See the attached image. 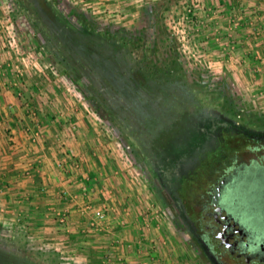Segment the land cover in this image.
Listing matches in <instances>:
<instances>
[{
  "label": "rangeland",
  "instance_id": "374dc122",
  "mask_svg": "<svg viewBox=\"0 0 264 264\" xmlns=\"http://www.w3.org/2000/svg\"><path fill=\"white\" fill-rule=\"evenodd\" d=\"M46 1L42 9L36 0H0V45L16 60L1 67L0 92L17 89V106L36 128L31 139L44 137L46 116L59 130L53 149L63 147L74 169L82 173L84 155L96 177L112 178L111 199L92 192L91 201L105 203L111 219L77 226L70 201L52 207L46 226L38 212H4L16 219H0V264H213L185 219L199 229L222 175L252 159L264 165V0ZM201 113L209 126L194 125ZM216 121L235 132L190 146ZM170 126L175 133L161 141L186 146L174 152L182 171L173 152L164 168L163 146L153 148ZM68 137L78 142L74 152L57 144ZM221 143L222 152L208 153ZM237 201L263 224L264 177L242 184Z\"/></svg>",
  "mask_w": 264,
  "mask_h": 264
},
{
  "label": "crops",
  "instance_id": "0c3cea01",
  "mask_svg": "<svg viewBox=\"0 0 264 264\" xmlns=\"http://www.w3.org/2000/svg\"><path fill=\"white\" fill-rule=\"evenodd\" d=\"M25 47L31 50L29 45H25ZM39 48L42 49V47ZM15 62L16 60L6 54L0 45V71L6 70H2L1 67L15 65ZM3 79L4 77L1 73L0 84L3 83ZM13 88L0 92V219L3 222L15 220L16 216L14 214L7 217L3 214L9 211L13 213L15 210H18L20 214H25L24 216H27V212L32 215L38 212L36 218L39 220L37 223L46 226L52 221V207L58 204L63 206L65 203H68L67 201H70L73 206H78L79 208L83 202L92 201V198H95L93 195L99 194V192L101 193L100 196L103 195L108 200V197L113 193V189L107 187L112 186V178L107 177V175L96 177L93 167L89 169L87 163L79 161V159L83 158L85 161L89 160L84 155L83 157L79 156L77 160L73 158L80 164L82 173L74 169V163L73 161L71 162L70 155L66 153L61 155L64 150L63 147L56 150L53 149L52 140L59 134V130L48 120L49 118H45L46 116L42 117L41 130L44 137L39 138L37 141H34L35 138L31 139L28 130L36 128L32 126L33 121L29 120L30 115L23 116V112H29L27 107L25 105L17 106L20 101H18L19 98L16 95L17 89ZM12 108L13 110H11ZM55 129L56 133L53 132ZM63 129L65 128L63 127L61 130ZM63 140L64 138L58 141L57 144L59 142L61 145L65 143L67 146L73 148V152L77 149L78 142H75L74 138L68 137L66 140ZM60 159L64 160L61 161L62 166L58 164ZM27 170L32 172L31 177L27 175ZM89 176H91L92 181L93 179L98 181L100 191L94 189V184H91ZM102 183H104V186L101 185ZM61 190L67 192L66 200L58 195ZM108 193L110 195L106 197ZM54 194L58 195L57 199H55ZM95 204L99 207L104 206L105 203L100 205L97 202ZM72 216L74 217L75 225L88 226V219L80 210L78 213L74 210ZM84 236L78 234L76 237L81 241L82 238H85ZM81 247L78 248L79 252H85L81 250ZM78 250L77 253L79 254ZM94 254L95 251L91 253L92 260H89L90 262H94ZM85 257L90 259L88 255ZM121 263H124V261Z\"/></svg>",
  "mask_w": 264,
  "mask_h": 264
},
{
  "label": "flooded vegetation",
  "instance_id": "af4514ba",
  "mask_svg": "<svg viewBox=\"0 0 264 264\" xmlns=\"http://www.w3.org/2000/svg\"><path fill=\"white\" fill-rule=\"evenodd\" d=\"M251 162L221 176L200 214L199 229L185 219L213 264H264V223L237 201L242 184L258 174L264 177V165Z\"/></svg>",
  "mask_w": 264,
  "mask_h": 264
},
{
  "label": "trees",
  "instance_id": "16d2710c",
  "mask_svg": "<svg viewBox=\"0 0 264 264\" xmlns=\"http://www.w3.org/2000/svg\"><path fill=\"white\" fill-rule=\"evenodd\" d=\"M36 4L38 5V7L39 8H42L43 9V5L45 6V5H47V1L46 0H36ZM41 6V7H40ZM111 32H108V34H110ZM111 36H113V34H111ZM208 118H209V115H207V114H203V113H201V115H200V117H198V120L197 119H195L194 121V125H195V123H204L205 122V124H207V121H208ZM261 122H263V120L261 121ZM205 124H203V128H204V131H200V130H197L196 132H194L193 133V135L191 136V140H192V138L194 137L195 139H193L192 141H195V140H197V139H200L202 142H200V143H195V142H193L190 146H194V148H195V150H196V148H197V146H200V147H202L201 146V144L205 141V142H207V140H212V139H219V140H221V137L220 138H218L219 137V133H220V131H225V132H227V133H231L232 131L233 132H235V130L233 129V127H232V125H224V122H223V124L221 125V123H219V121H216V125L213 127V128H211V127H208V126H204ZM175 128L174 127H172V126H170V127H168L167 129H165V131H162V132H158V134H159V136H162L161 138H159V139H156L155 141H154V144H153V148H157L159 145H162L163 147V150H161V151H159L158 152V154L160 155H162L163 156V159H162V161H161V164H162V166H164V168H166V161H167V155L169 154V153H167L169 150H170V152H173V156H174V165L175 166H177L178 164V166H181L182 165V162L184 161V160H180V161H177L176 160V158L178 157L176 154H177V151H182V150H186L185 148H186V146L184 145V147H182V145L180 146V145H174V147H172V145H170V143L167 141V142H165L164 140V142L165 143H163V141H161L162 139H163V137L164 136H170V135H168V133L170 134V133H175V130H174ZM207 131H206V130ZM233 129V130H232ZM173 130H174V132H173ZM210 130H214V133L213 134H210L209 133V131ZM236 130H238V129H236ZM194 131V130H193ZM192 131V132H193ZM198 132H200V134L198 133ZM199 134V135H198ZM158 136V137H159ZM168 138V137H167ZM188 138V137H187ZM187 138L186 139H183L182 141H184L185 142V140H187ZM197 138V139H196ZM162 142V143H161ZM205 145H207V144H205ZM225 145H226V143H225ZM178 146V147H177ZM196 146V147H195ZM222 146H224V144H220L219 145V147H217L216 149H213V150H211L210 152H208L210 155L212 154V153H214V152H222ZM160 147V146H159ZM176 151V156L174 155V152ZM194 154V156H195V154H198V152L196 153H193ZM169 158V157H168ZM179 158V157H178ZM195 159L197 158V157H194ZM194 158H191L190 160H189V162H192L193 160H194ZM198 159V158H197ZM188 162V160L184 163V164H186ZM187 165H188V163H187ZM173 166V165H172ZM174 166V167H175ZM177 166V167H178ZM166 170V169H165ZM182 171L183 170V168H182V166L179 168V171ZM178 173V171L176 172V174ZM174 175V178L173 179H175L176 177L175 176H177V175Z\"/></svg>",
  "mask_w": 264,
  "mask_h": 264
},
{
  "label": "built area",
  "instance_id": "2783aa9c",
  "mask_svg": "<svg viewBox=\"0 0 264 264\" xmlns=\"http://www.w3.org/2000/svg\"><path fill=\"white\" fill-rule=\"evenodd\" d=\"M59 166H62V163H59ZM59 195L65 198L67 196V193L63 190L62 192H60ZM79 210L85 217H87L91 225H104V227H107L109 225V221L111 219V212L109 208L106 207V205L97 207L94 206V203H92L91 201H85L80 205ZM65 214H61V217L59 218L60 222L64 221L66 217ZM119 260H121V257H119ZM105 263L116 264L114 260L112 261L110 259H106Z\"/></svg>",
  "mask_w": 264,
  "mask_h": 264
}]
</instances>
